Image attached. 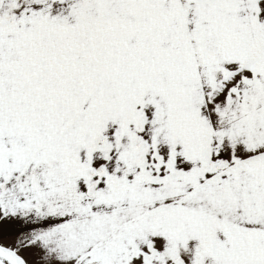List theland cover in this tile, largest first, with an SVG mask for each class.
Returning <instances> with one entry per match:
<instances>
[{"label":"snow or ice","instance_id":"1","mask_svg":"<svg viewBox=\"0 0 264 264\" xmlns=\"http://www.w3.org/2000/svg\"><path fill=\"white\" fill-rule=\"evenodd\" d=\"M0 264H264V0H0Z\"/></svg>","mask_w":264,"mask_h":264}]
</instances>
